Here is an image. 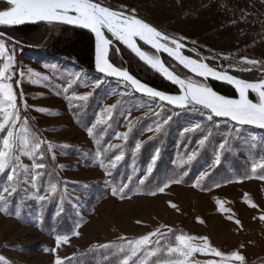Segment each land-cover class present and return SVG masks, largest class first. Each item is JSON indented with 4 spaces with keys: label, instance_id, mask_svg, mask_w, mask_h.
Returning <instances> with one entry per match:
<instances>
[{
    "label": "rangeland",
    "instance_id": "rangeland-1",
    "mask_svg": "<svg viewBox=\"0 0 264 264\" xmlns=\"http://www.w3.org/2000/svg\"><path fill=\"white\" fill-rule=\"evenodd\" d=\"M95 2L135 15L179 40L189 49L183 53L189 52L190 57L212 64L217 70L241 76L252 73L254 81L264 79V0ZM5 43L6 55L14 53L15 75L11 82L18 95L22 120L26 119L27 127L45 142L41 145L42 161L39 154L35 160L22 155L21 163L30 171L36 162H43L47 167L34 170L42 173L35 181L32 175L22 172L17 192L6 205L7 212H0V257L4 258L0 264H55L57 258L65 264L80 251L121 240V237L138 239L162 225L171 229L180 227L191 236L207 237L211 246L225 255L239 251L245 256V264H264V221L259 219L264 215V180L248 179L264 174V168L260 167L255 174L251 172L253 165L264 163V133L209 121L207 115L195 110L175 112L140 97L122 83L82 71L65 59L18 47L12 39ZM114 47H110L109 55L116 50ZM143 51L156 55L149 49ZM243 58L259 63L250 65ZM163 62L178 76L206 84L180 67ZM245 68L252 70H240ZM28 69L49 79L33 77L30 81ZM120 69L127 71L124 67ZM21 71L26 74L23 79L19 76ZM97 81H100L98 87ZM82 95H88V99H73ZM253 96L252 100L257 102V95ZM110 107L113 110L109 114L106 109ZM168 118V123H163ZM138 124L143 126L133 130ZM197 124L199 128L195 127ZM158 126L159 132L155 131ZM23 127V124L17 125L21 135H24ZM88 129L92 130L91 137ZM204 136L208 140L201 146L199 141ZM225 139L228 140L226 150H220L218 145ZM48 143L54 146L52 152L47 151ZM137 143L141 145L139 150L135 147ZM193 151L197 152L196 158L182 163ZM125 152L129 153L126 157ZM131 154L139 162L132 165L135 168L128 166L132 168L127 177H138L139 165L148 171L149 167L153 169L159 161L165 162L171 157L172 164L188 166L187 170H191V164L195 166L191 175L193 182L173 183L164 192L139 190V187L124 192L126 188L117 186L121 180H116L113 172L119 168L122 179L124 161ZM217 154L221 163L214 165ZM117 155L122 159L111 167ZM226 166V173L219 170ZM213 171L224 177L215 185L204 186V180L199 179L201 174L210 175ZM6 174L0 175V194L4 195L2 190L8 186ZM178 178L177 174L175 179ZM58 184L63 187L61 190ZM51 185H56L55 193L49 192ZM60 192L67 194L65 200L69 203L65 209L73 221L72 230L46 233L40 228L39 219L50 197ZM152 192L156 194L151 195ZM38 195H46L47 199L40 201L36 199ZM218 201L223 202L225 210L220 209ZM170 202L177 208H171ZM161 230L167 231V228ZM76 231L79 236L74 235ZM60 235H68L70 239L57 248L56 237ZM191 259L203 264L206 259L219 258L195 253Z\"/></svg>",
    "mask_w": 264,
    "mask_h": 264
},
{
    "label": "snow or ice",
    "instance_id": "snow-or-ice-1",
    "mask_svg": "<svg viewBox=\"0 0 264 264\" xmlns=\"http://www.w3.org/2000/svg\"><path fill=\"white\" fill-rule=\"evenodd\" d=\"M6 3L9 6L7 10L0 11V25L3 26H15L25 24L26 22L36 23L43 21L78 26L90 30L96 39L95 61L97 71L106 76L117 78L124 82L126 86L134 88L137 92L147 94L152 98H158L159 101L166 102L175 108L185 110H196L199 108L206 110L209 121H214V117L224 118L238 125H253L264 129V79L259 81L240 79L229 74L227 71H219L202 60L185 56L182 52V49L185 47L184 44L173 37L163 34L160 30L133 14L112 10L107 6H102L100 3L95 2V0H6ZM132 12L134 13L135 10L133 9ZM106 33L110 34L116 41L125 45L153 70L160 72L171 83L177 85L180 94L170 95L159 90H154L135 79L126 70L117 68L110 63L108 53L113 40L106 36ZM5 35V33L0 32V37H5ZM137 41H142L144 44L150 46L157 54H167L194 76L200 77L201 80L206 81L212 78L227 82L235 88L238 98H227L217 94L204 83L178 76L164 64L159 55H149L143 51L138 46ZM6 53L7 46L5 40L0 39V175L7 173L5 180L8 185L2 190L6 195L0 194V212L5 213L7 212L6 205L9 202V198L17 192V183L21 179V173L32 175L33 181H35L42 173L34 170L45 169L47 167L43 162H36L31 165V170L33 171H30L28 166L21 163L20 157L22 155L35 160L39 154V159L42 161L44 156L41 152V145L45 142L27 127L28 121L26 119L22 120L18 106V95L11 82L15 75L12 71L14 68V53L7 55ZM243 62L250 65L259 63L256 60L247 58H243ZM240 70L251 71L252 69L245 68ZM25 75L23 71L19 73L21 79ZM33 77H38L43 81L49 79L48 76L41 77L39 73L28 69L27 78L31 81ZM99 84L100 81H97L96 86L98 87ZM249 92L257 95V102L249 98ZM73 99L87 100L88 95L75 96ZM25 109H27L26 103ZM112 110L111 107L106 109L109 114ZM37 111L45 112L46 110L37 109ZM46 114L51 115L52 113L48 112ZM201 114L203 115L204 112L202 111ZM169 119H165L163 123H168ZM19 124L24 125L22 129L24 135H21L20 131L17 130V125ZM195 127L199 128L200 125L197 124ZM160 130V126L155 129L157 132ZM191 130L185 129V131ZM88 134L90 137L93 135L91 129H88ZM126 138L127 134H125ZM206 140H208V136L200 139L199 144L203 146ZM227 145L228 140L225 139L223 143L218 145V148L220 150H226ZM135 147L139 150L141 145L137 143ZM53 148L54 146L48 143L47 151L52 152ZM196 156L197 152L193 151L187 157V160L182 163H190ZM120 159H122V156L117 155L115 161L111 162V167H115V162ZM153 163H155V158L153 159ZM220 163L221 157L217 154L214 165H219ZM257 167L264 168V163L258 166L253 165L251 168L253 174L257 172ZM151 171L152 168L149 167L148 172ZM184 175H187V173L185 172ZM208 175V172H204L199 179L202 181ZM252 178L264 180V174L258 177H248V179ZM173 183H181V179L178 178L168 181L159 188V191L164 192V189ZM56 191V185H51L49 192L55 193ZM150 194L155 195L156 193L152 192ZM113 195H116L115 190H113ZM123 198L122 195L121 199ZM36 199L44 201L47 199V196L38 195ZM217 203L221 210H225L223 209V202L218 201ZM170 207L176 209L177 205L170 202ZM252 207H256V205L253 204ZM259 219L264 221V215L260 216ZM198 222L203 223L199 219ZM235 223L240 225L239 220H236ZM163 228H167V231H162L161 229ZM172 232L173 230L171 228L162 225L147 235L127 241L124 245H102L101 247H118L119 252L125 254L121 264H130V262L131 264H148V261L152 257L156 258L152 261V264H199L198 261L191 259L195 253L219 258L206 259L203 261V264H231L232 261L245 264V256L240 254L239 251L225 255L222 251L211 246L207 237H196L183 233L173 234L174 243H172L173 237L169 235ZM74 235L79 236V232H74ZM154 237L155 239H153ZM69 239L70 237L68 235L57 236L56 247L58 248L62 243H68ZM120 239L123 240L124 237ZM162 241H165V243L162 244ZM53 252H55V249H53ZM3 259V257H0V260ZM55 264H61V260L57 258Z\"/></svg>",
    "mask_w": 264,
    "mask_h": 264
},
{
    "label": "trees",
    "instance_id": "trees-1",
    "mask_svg": "<svg viewBox=\"0 0 264 264\" xmlns=\"http://www.w3.org/2000/svg\"><path fill=\"white\" fill-rule=\"evenodd\" d=\"M5 6H6L5 4L0 2V10ZM0 32L6 34L5 37H3V39L5 40L12 39L16 41V45L18 47L37 51V52H44L51 56L60 59H65L82 71L96 74L94 72V41L91 34L86 30L73 29L63 25L41 23L36 25H23L12 29H0ZM115 47L116 50L115 51L112 50L109 55L110 62L113 63L115 66H117L118 68H123V67L126 68L127 71L133 77H135L139 81L147 84L148 86L156 90L165 93H177L176 89H174L172 86L165 83L162 79H160L158 76L153 74L150 70H148L144 65L138 62L131 54H129L126 50L121 48L118 44L117 45L115 44ZM233 75L248 81H254L253 79L254 77L252 73L244 74L242 76L236 73H234ZM207 85H209V87L212 88L215 92L223 96L235 97L233 89L226 85L213 83V82H209L207 83ZM249 98L253 99L254 96L250 94ZM174 111L177 112L176 110ZM214 121L224 122L217 120ZM224 123H228V122H224ZM141 126L143 125L138 124L133 128V130H135V128L140 129ZM243 129H249V128H243ZM127 141L132 142L131 139H128ZM128 142L127 144L130 145ZM174 153L175 151H173V155ZM128 155L129 153L125 152V157ZM138 162H139L138 159H135L134 161L133 156L131 154L130 157L124 161L123 164L124 165V169L122 171L123 178L121 179L118 175L120 173L119 168L115 169L113 172L116 180L118 179L121 180L120 182L117 183V186L118 187L123 186L124 188H126L124 192H128L129 188H133V187H139V190L157 191L168 181L174 180L177 174L178 176H180L179 179H181V184H190L191 182H193V180L191 179V175L195 170V166L191 164L190 165L191 170H187V168H189L188 166L181 167L174 164V162L172 164L171 157L167 159L165 162L159 161V163L153 167L151 172L144 171V167H142V165H139L140 168L138 169V172L140 173L138 177L136 178L127 177V174L130 173V170L133 167L132 165L138 164ZM130 164L132 167H128ZM227 169L228 167L226 166L225 168H221L219 170L226 173ZM185 172L187 173V175H184ZM222 177H224L223 174L213 171V173H211L209 176H207L204 179L203 182L204 186L210 187L209 186L210 183H212V185H215L220 182ZM141 181H143V183H141ZM48 184H50V182H48L47 185ZM57 188L61 190V188L63 187H61V185L58 184ZM50 198L51 200L48 201L47 207L43 209L45 213L41 215L39 219L40 228L46 233L70 232L72 230L73 221L70 220V216L65 209V206H67V204L69 203L65 200V198H67V194L60 192L59 195H56L54 197L51 196ZM72 214L73 217L76 219V215L73 212ZM172 230L173 232L169 234L170 236L173 237L171 241L172 243H174L173 234L183 233L190 235L187 231L183 230L180 227L172 228ZM135 239L137 238L116 240L88 248L68 258L65 261V264H121V261L124 258L125 254L119 252L118 247L104 248L101 246L124 245L127 243V241L135 240ZM161 243L163 244L165 243V241H162ZM155 259H156L155 257L150 258L148 264H152V261Z\"/></svg>",
    "mask_w": 264,
    "mask_h": 264
},
{
    "label": "water",
    "instance_id": "water-1",
    "mask_svg": "<svg viewBox=\"0 0 264 264\" xmlns=\"http://www.w3.org/2000/svg\"><path fill=\"white\" fill-rule=\"evenodd\" d=\"M0 2L6 5L5 10H7V8H8L9 6H8L7 3H6V0H0ZM102 6H103V5H102ZM41 23H43V24L63 25V26H67V27H70V28H73V29H83V28H80V27H78V26L65 25V24H62V23H47V22H43V21H41V22H36V23H27V22H26L25 24H22V25H15V26H3V25H0V29H12V28H16V27L23 26V25H36V24H41ZM83 30L88 31V32L91 34V36H92V38H93V41H94V72H95L97 75H99V76H101V77H103V78H105V79H107V80H110V81H116V82H119V83H124V82L118 80V79L115 78V77H109V76H106L105 74L100 73V72L97 71V69H96V61H95V57H96V39H95V35H94L90 30H88V29H83ZM106 36H108L110 39L113 40V43H112V45H110V47L113 46V45H115V43L118 44L121 48H123V49L126 50L129 54H131V55H132V56H133L138 62H140L142 65H144V66H145L148 70H150L153 74H155L156 76H158L159 78H161L165 83L169 84L170 86H172V87H173L174 89H176V91H177V93H166V94H170V95H177V94H180V92H179V88H178L177 85L171 83L170 80L166 79L165 76L162 75L160 72H157V71L153 70L149 65H147L145 62H143L142 60H140V59H139V58H138V57H137V56H136V55H135L130 49H128L125 45H123V44L120 43L119 41H116L114 38H112V37L110 36V34L106 33ZM137 43H138V46H139V43H140V44H142L143 46H145V47H147L148 49H150L151 51H153L155 54H157V53L155 52L154 49L150 48V46L144 44L142 41H137ZM139 47H140V46H139ZM141 49H142V48H141ZM142 50H143V49H142ZM185 50H188V51H189V49H188L187 47H184V48L182 49V52L185 51ZM183 54H184V53H183ZM157 55H159L160 57H165L166 59L172 61L174 64H176V65L179 66L181 69H183V70H184L187 74H189L190 76H192V77H194V78H196V79L201 80L200 77H196V76H194L191 72H189L187 69L183 68L182 65H180V64H179L176 60H174L173 58L169 57L167 54L159 53V54H157ZM184 55H185V54H184ZM185 56H186V55H185ZM188 57H190V56H188ZM191 58H192V59H195V58H193V57H191ZM108 60H109V53H108ZM203 62H204V61H203ZM110 63H111V62H110ZM115 67H116V66H115ZM219 71H220V70H219ZM172 72H173V71H172ZM228 73H229V72H228ZM229 74H231V73H229ZM231 75H233V74H231ZM233 76H234V75H233ZM235 77H236V76H235ZM134 78H135V77H134ZM237 78H239V77H237ZM135 79H136V78H135ZM240 79H241V78H240ZM137 80H138V79H137ZM201 81H203V82H205V83L213 82V83H219V84L226 85V86L232 88L233 91H234V94H235V97H227V98H233V99L238 98V94H237L235 88H234L232 85L228 84L227 82L220 81V80H216V79H212V78H209V79H207L206 81H205V80H201ZM140 82H141V81H140ZM142 83H143V82H142ZM124 84H125V83H124ZM143 84H145V83H143ZM145 85L148 86L147 84H145ZM128 87H129L134 93H136L137 95H139L140 97H144V98H147V99H151V100H153V101H157L158 103H160V104H162V105H164V106H166V107H168V108H171V109H173V110H176V111H187V110H185V109L175 108V107H173L172 105L167 104L166 102L159 101L158 98H152V97H150V96L147 95V94H142V93H140V92H137V91H135V89L132 88L131 86H128ZM148 87H150V86H148ZM150 88H152V87H150ZM152 89H154V88H152ZM154 90H156V89H154ZM161 92H162V91H161ZM163 93H165V92H163ZM216 93H217V92H216ZM217 94H219V93H217ZM250 94L256 95L255 93H252V92H249V95H250ZM219 95H221V94H219ZM225 97H226V96H225ZM196 110H198V111H200V112L203 111L205 115L208 114L206 110H201V109H199V108H197ZM214 120L228 122L229 124H231V125H233V126H235V127H239V128H249V129L256 130V131H259V132H261V133H264V129H261V128H258V127H255V126H253V125H238V124H236L235 122L227 121V120H225L224 118H215V117H214Z\"/></svg>",
    "mask_w": 264,
    "mask_h": 264
},
{
    "label": "flooded vegetation",
    "instance_id": "flooded-vegetation-1",
    "mask_svg": "<svg viewBox=\"0 0 264 264\" xmlns=\"http://www.w3.org/2000/svg\"><path fill=\"white\" fill-rule=\"evenodd\" d=\"M139 46L142 48V49H148L147 47H145V46H143L142 44H140L139 43ZM150 50V49H149ZM153 52V51H152ZM189 53V52H188ZM186 54V53H184L186 56H189V54ZM157 55V54H156ZM163 58V60H165V62H169L170 64L172 63V64H174L172 61H170V60H168V59H166L165 57H161V59ZM175 66H177L176 64H174ZM179 67V66H178Z\"/></svg>",
    "mask_w": 264,
    "mask_h": 264
}]
</instances>
